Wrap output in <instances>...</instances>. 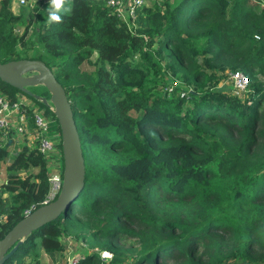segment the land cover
<instances>
[{
    "label": "trees",
    "instance_id": "1",
    "mask_svg": "<svg viewBox=\"0 0 264 264\" xmlns=\"http://www.w3.org/2000/svg\"><path fill=\"white\" fill-rule=\"evenodd\" d=\"M150 1L123 21L105 0H73L50 23L49 4L15 16L0 0V64L38 60L51 71L84 165L67 210L2 264H45L41 252L65 264L66 238L84 244L74 264H101L93 249L112 254L106 264H167L171 252V264L264 262V0ZM236 72L248 83L238 96L219 86ZM0 95L31 100L59 134L54 114L33 99L49 100L43 86L0 81ZM15 135L0 134V239L49 191L51 160L25 135L10 156Z\"/></svg>",
    "mask_w": 264,
    "mask_h": 264
},
{
    "label": "water",
    "instance_id": "2",
    "mask_svg": "<svg viewBox=\"0 0 264 264\" xmlns=\"http://www.w3.org/2000/svg\"><path fill=\"white\" fill-rule=\"evenodd\" d=\"M21 69L35 72L41 85L49 94V102L59 128L63 158L62 179L59 193L53 201L41 205L18 221L0 239V264L15 252L27 235L54 221L67 210L70 201L81 191L84 182L80 143L64 90L51 71L38 60L20 59L0 64V81L13 88L23 89L28 86V82L17 72Z\"/></svg>",
    "mask_w": 264,
    "mask_h": 264
},
{
    "label": "built area",
    "instance_id": "3",
    "mask_svg": "<svg viewBox=\"0 0 264 264\" xmlns=\"http://www.w3.org/2000/svg\"><path fill=\"white\" fill-rule=\"evenodd\" d=\"M17 3L22 4L23 0H17ZM142 4L143 0H105V5L108 8L110 7L117 17L121 18L119 12L122 10L130 20L135 18L136 11L143 6ZM228 80L232 85L234 93L238 95L245 91L248 84L247 79L237 72L228 74ZM38 100L39 99H37V101ZM38 102L44 104V101L42 100H39ZM44 105L53 113L51 105ZM30 107H32V105L30 106L29 102L23 101V99H20L18 102L10 103L0 95V134L3 139L10 132L16 133L22 137L25 135V139L30 141L31 144L33 143V148L37 153L44 158L51 160L49 163L50 172L48 175L49 191L46 198L41 203L42 205H45L56 198L61 186V165H63V158L60 135L49 132L48 126L50 122L42 116L41 111H37L35 108H33V110L31 109L32 127L30 128V131H28L29 117L27 115V109ZM31 209L32 208H29L24 211V217L31 213ZM62 243H66L67 248L71 246V244L74 247L79 244H73L68 238L64 239ZM66 245L64 246L65 251ZM92 251L95 252L96 257L101 264L108 263L112 258V254L108 251H99L97 249H93ZM71 252L69 254L70 256L65 252L66 264H73L74 262Z\"/></svg>",
    "mask_w": 264,
    "mask_h": 264
},
{
    "label": "rangeland",
    "instance_id": "4",
    "mask_svg": "<svg viewBox=\"0 0 264 264\" xmlns=\"http://www.w3.org/2000/svg\"><path fill=\"white\" fill-rule=\"evenodd\" d=\"M36 1L37 0H23V3L22 4H18L17 3V0H9V9H10V12L13 15H15V16H17V15H23V16H25L29 12H32V14L35 15L37 13V11L40 10L44 4H49V0H43V2H41L40 4H37ZM151 3H152V1H150V0H143V4L142 5L149 6V5H151ZM35 6H37V9L33 10ZM119 14H120V17L122 18L123 21L126 20V14L122 10L119 12ZM131 20H134V19H131ZM24 28H25L24 25L23 26L15 27L14 33L19 37V36L22 35V32H23V29ZM30 29L31 28L29 26V28H27L26 33L29 34L30 31H31ZM28 46H29V44H28ZM32 50H33V47H31V48L29 47L28 54H32ZM94 60H95V55H93L90 58V61L91 62H93ZM83 65H84L83 68L85 70H89L90 69V66L88 64H85L84 63ZM17 72L19 73V75H20L21 78L25 79L28 82V86L24 87L22 89L23 91H25L28 87L42 86L41 83H40V81H39L38 75L35 72H33L31 70H27V69L17 70ZM219 86H220V88L223 91L231 92L233 95L238 96V94L234 93V90L232 88V85L230 84V82H229L228 79L222 80V82H221V84H219ZM25 99H23V101L29 102V105L30 106L32 105V107H33V102L31 100H25ZM33 99L36 100V101H37V99L42 100V101H44V104L50 106L49 100L47 101V100H45L42 97L34 96L33 95ZM32 107H30V108H32ZM32 110H33V108H32ZM1 139L3 140V138H1ZM13 140H14L15 143H12L11 145L7 146V151H8V153H9L10 156H13L17 151H19L18 145L22 142L21 139H20V137L17 136V135H15V139H13ZM27 143H28V146H31L33 148V143L31 144L30 141H28V140H27ZM61 167H62V165H61ZM3 169H4V166H1V169H0V185H1V183L5 179V177H4L5 175H4V170ZM128 239L129 240H133V238L132 239L128 238ZM77 243H79V242H77ZM64 244L66 245V243H64ZM131 244H132V242H127V239H126L122 243V247H124V248H130L131 247ZM83 245H84L83 243H79L78 244L79 247L77 246V248L80 249L81 246H83ZM77 248L74 247L72 244H71V246H69L67 248V245H66V251H65V248H64L63 253H62L63 254V261H64V263H65V252H67V254L69 255L70 252L72 251L71 252V255L73 256V254L76 252V250L78 251ZM169 255H171L172 257H174L175 256V252H171ZM171 256H169V257H171ZM58 257L59 256H56L55 257V260L56 261L53 262L52 264H59V261L57 259ZM172 257L166 259V263L167 264H171V261L173 260ZM39 261L41 263L50 264L49 263V258L44 253H42V252L40 253ZM222 264H243V263H240L239 261H229V260H227V261L222 262ZM254 264H259V263H254ZM263 264H264V262H263Z\"/></svg>",
    "mask_w": 264,
    "mask_h": 264
},
{
    "label": "clouds",
    "instance_id": "5",
    "mask_svg": "<svg viewBox=\"0 0 264 264\" xmlns=\"http://www.w3.org/2000/svg\"><path fill=\"white\" fill-rule=\"evenodd\" d=\"M73 8V0H49V22H61V14H70Z\"/></svg>",
    "mask_w": 264,
    "mask_h": 264
},
{
    "label": "crops",
    "instance_id": "6",
    "mask_svg": "<svg viewBox=\"0 0 264 264\" xmlns=\"http://www.w3.org/2000/svg\"><path fill=\"white\" fill-rule=\"evenodd\" d=\"M77 258L78 256L73 254V260H74L73 264L78 260Z\"/></svg>",
    "mask_w": 264,
    "mask_h": 264
}]
</instances>
